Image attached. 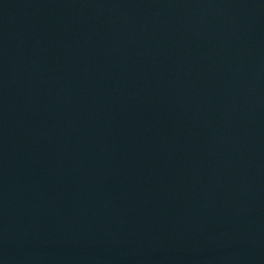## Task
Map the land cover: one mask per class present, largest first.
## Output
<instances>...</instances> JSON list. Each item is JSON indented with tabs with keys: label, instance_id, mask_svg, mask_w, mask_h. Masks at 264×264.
Here are the masks:
<instances>
[{
	"label": "water",
	"instance_id": "water-1",
	"mask_svg": "<svg viewBox=\"0 0 264 264\" xmlns=\"http://www.w3.org/2000/svg\"><path fill=\"white\" fill-rule=\"evenodd\" d=\"M0 264H264V0H0Z\"/></svg>",
	"mask_w": 264,
	"mask_h": 264
}]
</instances>
